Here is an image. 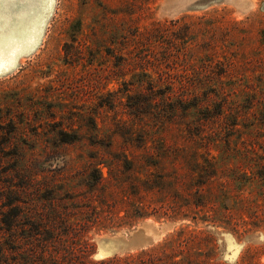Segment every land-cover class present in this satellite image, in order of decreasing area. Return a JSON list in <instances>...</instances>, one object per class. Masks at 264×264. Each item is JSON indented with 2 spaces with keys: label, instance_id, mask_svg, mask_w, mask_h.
Listing matches in <instances>:
<instances>
[{
  "label": "rangeland",
  "instance_id": "374dc122",
  "mask_svg": "<svg viewBox=\"0 0 264 264\" xmlns=\"http://www.w3.org/2000/svg\"><path fill=\"white\" fill-rule=\"evenodd\" d=\"M0 35V264H264V0H3Z\"/></svg>",
  "mask_w": 264,
  "mask_h": 264
},
{
  "label": "water",
  "instance_id": "95a60500",
  "mask_svg": "<svg viewBox=\"0 0 264 264\" xmlns=\"http://www.w3.org/2000/svg\"><path fill=\"white\" fill-rule=\"evenodd\" d=\"M98 243H99V257L109 256L117 252L118 249L124 246L120 242H115V239L114 240L101 239L99 240Z\"/></svg>",
  "mask_w": 264,
  "mask_h": 264
},
{
  "label": "crops",
  "instance_id": "0c3cea01",
  "mask_svg": "<svg viewBox=\"0 0 264 264\" xmlns=\"http://www.w3.org/2000/svg\"><path fill=\"white\" fill-rule=\"evenodd\" d=\"M13 52H15V51L13 50ZM12 57L14 58L12 63L11 62H8L7 64L3 63V68H2V70H0V76L6 74L7 72H9L11 70H13V68L15 67V60H16L17 57H15V55L14 56L9 55L7 58L11 59Z\"/></svg>",
  "mask_w": 264,
  "mask_h": 264
},
{
  "label": "snow or ice",
  "instance_id": "6c2138e0",
  "mask_svg": "<svg viewBox=\"0 0 264 264\" xmlns=\"http://www.w3.org/2000/svg\"><path fill=\"white\" fill-rule=\"evenodd\" d=\"M3 2V0H0ZM49 2H54V0H49ZM3 68V43H2V35H0V70Z\"/></svg>",
  "mask_w": 264,
  "mask_h": 264
},
{
  "label": "trees",
  "instance_id": "16d2710c",
  "mask_svg": "<svg viewBox=\"0 0 264 264\" xmlns=\"http://www.w3.org/2000/svg\"><path fill=\"white\" fill-rule=\"evenodd\" d=\"M142 253H145V252H142ZM130 258V256L129 257H126V258H124V259H122V258H112V259H109V260H107V261H104V262H102L101 264H117V261H119V260H125V262H127L128 261V259Z\"/></svg>",
  "mask_w": 264,
  "mask_h": 264
},
{
  "label": "bare ground",
  "instance_id": "6f19581e",
  "mask_svg": "<svg viewBox=\"0 0 264 264\" xmlns=\"http://www.w3.org/2000/svg\"><path fill=\"white\" fill-rule=\"evenodd\" d=\"M11 62V61H10ZM145 237V236H144ZM121 240V239H120ZM141 240V239H140ZM116 241V240H115ZM118 241V240H117ZM122 241V240H121ZM143 242H145V241H143ZM130 245V244H129ZM125 246H127L128 247V243L127 244H125Z\"/></svg>",
  "mask_w": 264,
  "mask_h": 264
}]
</instances>
